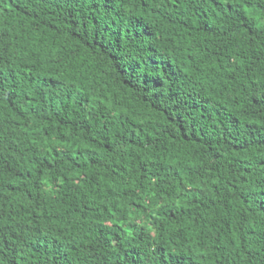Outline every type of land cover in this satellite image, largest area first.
I'll use <instances>...</instances> for the list:
<instances>
[{
	"label": "trees",
	"instance_id": "16d2710c",
	"mask_svg": "<svg viewBox=\"0 0 264 264\" xmlns=\"http://www.w3.org/2000/svg\"><path fill=\"white\" fill-rule=\"evenodd\" d=\"M0 264H264V0H0Z\"/></svg>",
	"mask_w": 264,
	"mask_h": 264
}]
</instances>
